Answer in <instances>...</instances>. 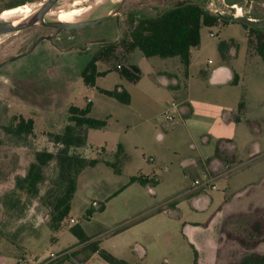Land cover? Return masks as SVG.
I'll use <instances>...</instances> for the list:
<instances>
[{
  "label": "rangeland",
  "instance_id": "obj_1",
  "mask_svg": "<svg viewBox=\"0 0 264 264\" xmlns=\"http://www.w3.org/2000/svg\"><path fill=\"white\" fill-rule=\"evenodd\" d=\"M4 1L8 0H0V5ZM38 1L20 5L28 4L34 9ZM102 1L105 0H60L52 15L78 9L81 12L73 16L75 19ZM212 1L213 8L232 15L237 13L228 0ZM235 1L242 7L239 15L264 19V0ZM155 3L150 5L157 10L166 7L165 2ZM5 7L8 6L0 7V14ZM42 30L25 28L0 35V62L27 50ZM128 31L129 24L122 20L120 30L114 36L122 35L123 40ZM70 34L69 31L63 34L65 43L58 47L48 42L39 43L31 53L9 62L0 70V243L5 240L22 243L29 234V218H45L47 221V215L32 217L31 208L44 206L40 197L52 201L61 191L55 161L45 167V180L36 197L19 190L16 178L25 172L37 150H55L47 132L63 130L69 122V106L85 107L90 99V115L108 116L109 126L88 128L87 143L78 147L77 152L86 157L106 158L112 155L123 138L134 141L142 136L143 142L138 147H130L132 158L121 165V173L104 163L82 171L75 200L77 211L72 213L76 223L84 222L80 212L84 200H104L134 174L154 176L158 180L155 185L135 183L126 187L106 202L103 212L93 216L94 227L105 226L99 238L101 246L109 251L121 250L132 230L113 232L119 222L134 212L163 206L160 213L133 228L149 253L141 259L143 264H159L161 261L167 264H228L245 252H264V59L251 50L246 65L247 36L243 25L229 22L227 25L206 26L201 31L200 45L192 48L189 79L195 89H199L203 79L202 68L228 65L240 74L237 91L245 102L238 113L242 122L235 146L224 144L222 158L224 163L231 165L230 171L216 177L217 188L202 192L191 189L193 175L184 172L182 152L173 149L172 137L176 134L173 125L178 117L167 120L164 116V102L171 97L169 94H174L166 84L182 81L183 75L180 73L176 78H169L163 67L178 60L179 56L148 57L135 49L130 60L139 66L142 77L139 82H131L121 79L120 72L115 69L116 63L123 61L129 53L119 42L110 57L99 62L100 68L114 66V69L99 78L98 83L108 88L116 84L128 87L133 100L125 104L84 83L81 69L97 53V48L90 45L81 51L75 41L67 42ZM228 38H233L239 47L234 56L224 61L217 43ZM253 39L255 41V37ZM142 87L147 93L142 94ZM14 115L34 118V133L25 140H19L4 130ZM67 221L71 223L69 217ZM256 221L260 222L258 231L253 229ZM148 223L156 227L157 236L148 235L150 228H144ZM185 223L192 224L188 227L191 235L182 233ZM43 227L36 235L34 247L45 252L55 251L57 246L50 239L43 243Z\"/></svg>",
  "mask_w": 264,
  "mask_h": 264
},
{
  "label": "crops",
  "instance_id": "obj_2",
  "mask_svg": "<svg viewBox=\"0 0 264 264\" xmlns=\"http://www.w3.org/2000/svg\"><path fill=\"white\" fill-rule=\"evenodd\" d=\"M220 11H221L220 13H225L223 10ZM251 18L258 19L257 16H252ZM204 27L206 26H202L200 30V35ZM207 27H212V26H207ZM244 29L247 36V52H246V65H247L248 57L251 54V48L249 47V43H248V38H249L248 30L245 27ZM228 39H232L235 43H237L233 38H228ZM238 47H239L238 43L236 48L234 47V45L229 47L227 51L229 57L228 60L236 54ZM192 48L190 50V64L188 67V74H186L184 71V65L180 57H178L179 59L174 62L171 61L170 63H166L163 67V71L166 72L169 78L171 77L176 78L180 73H182L183 75L182 81L181 80H178L177 82L169 81L166 84L168 89L174 91V94L168 95L171 97L164 102L165 103L164 105H166L171 100L176 101L178 104V111L176 113V117H178V119H176L175 125H173V131H175L176 133L175 137H172V139L174 140L173 149L174 151L182 152L181 163L183 167H185L184 172L192 173L193 178L197 177L204 169H208L214 176L219 177L221 175H224L223 169H224L225 160L222 158L223 157L222 155L224 153L223 149L225 147L224 144L228 143V144H233L235 146L234 141L238 136V130H239L238 128L242 122L239 118L238 113L240 109L244 108L245 102L243 99V95L240 97V94L237 91V87L239 86V81L241 77L237 69L228 65L227 66L218 65L211 68L209 67L202 68L200 74L203 79L200 81L199 89H195V87L191 83V80L189 79L190 66L192 63ZM217 48H218V43H217ZM134 50L126 54V57L123 61L117 62L115 65V69H117L120 72L118 73L121 79L128 80L131 82H139L142 77L141 70L137 64L131 62L130 60V55ZM173 57L175 56L166 57V58H173ZM210 61L212 60L209 59L208 62L211 63ZM118 63L121 64L120 68H117ZM172 64H174L173 67L171 66ZM99 65L100 64L98 62V70L106 71V73L96 77L95 87L98 89L99 87L104 89H112L105 87L102 84H99L98 79L104 77V75H106L108 72L113 70L114 66L113 67L105 66L100 68ZM126 66H129L128 68L132 66H135L137 68V71L135 73L138 75V77L136 79H131L125 76L124 74H122L121 70H123ZM116 85L123 86V84H116ZM123 87L129 91L131 95V100H130L131 103L133 100L132 93L128 87L125 86ZM142 91H143L142 94L147 93L146 89L143 87H142ZM88 100L91 103V100L90 99ZM240 102L242 103L241 106H240ZM94 117L104 118L95 115ZM123 121H127V120H123ZM126 123L127 125H130L129 122ZM108 126L109 125L107 119V124L101 128H107ZM88 135H89V129L87 131V138ZM132 141L133 140L131 139L126 140L123 138L121 139L120 142H118V144L122 145L124 152L127 155V158L123 160L122 164L130 161L132 158V150L130 147H136V146L138 147V145H140V142L141 143L143 142V139L142 136H139L133 141V144H131ZM115 151L116 149L113 150L112 155L110 157H106V158L102 157V159H114ZM101 163L106 164L103 160H100L96 165L92 167L98 166ZM85 168L81 170L77 178L76 191L71 200L69 219L73 217L72 213L74 211H77L75 200H76L77 190L79 188V181H80L79 178L82 171ZM121 171H122V167H121ZM145 176L154 177L149 175H145ZM129 179L130 177L126 180V182H124L123 185L116 188L113 193H115L116 191L120 193L121 191L125 190L126 187L138 183V182L129 183ZM196 190L198 192L203 191L199 189ZM113 193L110 194L104 200H99V201L95 199L84 200L82 202V206L80 210L82 216L85 210L87 209V207L94 201L97 204H99L101 201H104L105 202L104 210H105L106 202L110 198L115 196L113 195ZM162 207L156 206L140 212H134L130 216H127L122 221H120L119 224L113 229V232H127L130 230L132 231L128 233L127 235L128 237L126 238L124 247L119 251L111 249V251H114L113 253L100 245L99 238L101 237L102 235L101 231L102 229L105 228V226L102 225V227H94L92 225L93 216L98 212H103L104 210L102 211L96 210L89 218H84L83 220L84 222H77L80 223L83 229L85 230V232L88 235H90L89 240L81 242L76 237V235H74L70 231L69 226L62 227L57 231H55L54 229H52V227L49 225L48 221H46L45 218H40L39 220H36L34 216L38 217L39 215L40 216L47 215L46 214L47 209L45 206L42 207L41 205L34 206L31 208V210L33 211L31 216L34 218L28 219L29 220L28 227L30 226L28 228L29 234L26 236V238L23 241H21L22 243L17 241L13 242L10 240H5L2 243H0V264H22L20 263V258L22 257L28 259L32 257L49 256L50 252H52L53 250L49 252H45V250L41 248L34 247V242L37 238L36 235L40 233V227L43 226H44L42 230V235H43L42 239L44 241L43 243L44 244L47 243L48 240L50 239V241L54 242L55 245L57 246L55 252L65 253L64 255L58 258L51 259L49 264H110L107 261H105L102 257H100L97 251L93 250L92 245L94 242H97L99 247L104 248L107 251L113 253L114 255L124 258L131 263L143 264L141 262V259L146 258L149 253L146 250V246L141 242V240H139L140 238L137 237V231L133 230V228L139 226V224L142 223L144 220H149L148 218H152V216H154L155 214L160 213ZM69 225H72V223H70ZM191 225L192 224L190 223L189 224L185 223L183 225L185 229L182 231V233L183 234L188 233V235H191L190 232L191 230L190 228H188ZM144 228L147 229L150 228V230L148 231L149 236L151 237L157 236L156 227L153 228V225L151 223L144 225ZM163 262L167 264L165 261H161L159 264Z\"/></svg>",
  "mask_w": 264,
  "mask_h": 264
},
{
  "label": "trees",
  "instance_id": "obj_3",
  "mask_svg": "<svg viewBox=\"0 0 264 264\" xmlns=\"http://www.w3.org/2000/svg\"><path fill=\"white\" fill-rule=\"evenodd\" d=\"M210 0H189L159 9L151 15L143 16L137 21H131L128 35L121 40L127 52L135 48L141 50L145 56H160L163 58L179 56L184 71L188 74L190 64V50L200 44V30L202 26L225 25L232 22L241 23L248 30V43L251 50H254L264 59V26L246 24L235 20L234 15L228 13L214 12L207 7ZM24 2L23 0L4 1L1 6L10 8ZM231 4L237 2L228 0ZM260 18L259 16H257ZM255 37V41L253 39ZM237 47L232 39H224L218 42V50L224 61L228 60L227 51L230 46ZM252 47L254 49H252ZM115 48L103 49L93 55L81 69V76L85 84L95 86L96 77L103 75L106 71L98 70V62L108 59ZM118 65V64H117ZM119 68V67H117ZM122 74L136 79L137 68L132 66L124 68ZM99 90L118 101L128 104L131 100L129 91L122 85H116L112 89L100 88ZM242 103L240 102V106ZM69 122L61 132H47L48 139L54 144L55 150H37L33 160L28 164L23 174L17 176L16 187L28 194L36 197L40 192V184L45 180V167L55 161L57 166V179L61 186L53 200L40 197L42 204L47 208V221L49 225L57 231L62 227L69 226L70 231L76 235L79 241L90 239L80 223L68 224V217L71 209V200L77 186V178L81 170L87 166H94L100 160L111 166L115 172H121V164L127 158L121 144H118L114 159H102L100 157H86L77 152V148L87 143L88 128H101L107 124V118H97L90 115V102L85 107L71 104L68 108ZM34 118L14 115L10 124L4 126L7 134L19 140L34 133ZM138 182L142 185L157 184L155 177H147L143 174L132 175L129 183ZM118 191L113 193L116 195ZM112 195V196H113ZM46 199L47 202L44 200ZM105 202L97 204L92 202L85 210L83 217L89 218L94 211L104 210ZM253 229H260V222L253 224ZM243 240V239H238ZM243 244L242 242H240ZM94 251L110 264H141L131 263L124 258L118 257L104 248L99 247L97 242L92 245ZM161 264H165L164 262ZM229 264H264V252L249 251L245 252L237 260H230Z\"/></svg>",
  "mask_w": 264,
  "mask_h": 264
},
{
  "label": "flooded vegetation",
  "instance_id": "obj_4",
  "mask_svg": "<svg viewBox=\"0 0 264 264\" xmlns=\"http://www.w3.org/2000/svg\"><path fill=\"white\" fill-rule=\"evenodd\" d=\"M23 1L24 2L22 3L36 2L37 0H23ZM47 1L48 0H39L35 4L34 9H36L37 7H39L40 5L44 4ZM59 1L60 0H57L53 4L52 8L45 13V16H46L45 20L50 21L51 23H55V24H47V25L46 24H36L30 27H27V28L44 29L37 37L33 39L30 46L36 39L40 37H44L39 43L48 42L49 44L55 47H58V45L65 43V36H63V34L69 31L71 32V34L67 37L68 38L67 42L72 41V40L75 41L77 44H79L81 51H85L90 45H93L94 47L96 46L95 48L97 49L95 50H97V52L103 49H111L114 46L116 47L121 41L122 35L116 34V36H114V33L119 32L122 20L126 21L130 27L131 21H137L143 16L151 15L158 11L157 9L153 8L154 7L153 5H150V4H154L155 2H156L155 4H160L162 2H165V6L168 7V6L178 4V3L187 2L189 0H105V1H102L100 4H97L94 8L92 7V9H90V11H88L86 14L82 15L81 17L72 19L71 21L82 22L85 20L96 19L98 17H103V16L107 18L96 24L87 25L81 28H70V27L65 28L59 24L60 22L63 21L60 19V17L69 16L70 13L75 10L78 11L77 15L80 14L81 12L78 9H71V10H67L64 12L55 13L54 15H52L54 12L53 9L54 7L58 6ZM236 3L237 2H233L232 4H236ZM26 6L31 7V5H28V4L20 5L19 7L25 8ZM233 8L237 9L238 15L242 13L241 6L237 5V6H233ZM13 9L14 8H9V9L5 8L4 12L3 11L2 12L7 13L8 15V13ZM262 26H264V24ZM95 50L93 51V53L95 52ZM21 53L17 55H20ZM17 55H14V56H17ZM9 58L3 61L8 60ZM3 61H1L0 63H2ZM8 63L9 62L2 65L0 67V70L3 69V67Z\"/></svg>",
  "mask_w": 264,
  "mask_h": 264
},
{
  "label": "water",
  "instance_id": "obj_5",
  "mask_svg": "<svg viewBox=\"0 0 264 264\" xmlns=\"http://www.w3.org/2000/svg\"><path fill=\"white\" fill-rule=\"evenodd\" d=\"M57 0H48L47 2H45L44 4L40 5L39 7H37L36 9H33L31 13H29L28 15L24 16V17H20L18 19H2L0 18V35L2 34H6V33H10V32H15L36 24H55V23H51L50 21L45 20L46 16L45 13L47 11H49L53 4L56 2ZM15 7V6H13ZM12 8V7H10ZM236 21L242 22V23H246V24H252V25H263L264 24V19L262 20H258V19H253L247 15H236L234 16ZM107 17L103 16V17H98L96 19H91V20H85L82 22H75V21H62L59 24L63 27H70V28H81V27H85L87 25H91V24H96L102 20H105ZM44 37H40L38 39H36L32 45L30 46V48L28 50H26L25 52L21 53L20 55L17 56H13L11 58H9L6 61H3L2 63H0V67L2 65H4L7 62L13 61L19 57L25 56L29 53H31L34 48L36 47V45L43 39Z\"/></svg>",
  "mask_w": 264,
  "mask_h": 264
},
{
  "label": "built area",
  "instance_id": "obj_6",
  "mask_svg": "<svg viewBox=\"0 0 264 264\" xmlns=\"http://www.w3.org/2000/svg\"><path fill=\"white\" fill-rule=\"evenodd\" d=\"M213 1L210 0L207 7L214 11V12H221L218 8H213ZM236 4H232L231 6H235ZM242 14V13H241ZM238 15L234 13V16ZM213 35V32H211ZM117 67H121V64L118 63ZM178 111V104L176 101L171 100L166 104L164 109V116L167 120H173L176 117V113ZM231 165L226 162L224 163L223 173H228L230 171ZM216 176H214L208 169H204L197 177L193 178L191 181V188L192 189H199V190H209L217 188L215 184ZM71 223H76V220L72 217L70 218ZM64 252H50L49 256L47 257H32V258H20V263L22 264H49L50 260L53 258H58L64 255Z\"/></svg>",
  "mask_w": 264,
  "mask_h": 264
},
{
  "label": "bare ground",
  "instance_id": "obj_7",
  "mask_svg": "<svg viewBox=\"0 0 264 264\" xmlns=\"http://www.w3.org/2000/svg\"><path fill=\"white\" fill-rule=\"evenodd\" d=\"M235 6H237V5H235ZM15 7H17V8H15ZM15 7H12L14 9L11 10L8 13V15H7V13H3L4 12V10H3V12H1V14H0V18H2V19H14L15 20V19H18L20 17H24V16L28 15L33 10L32 7H30V6H26L25 8H22L19 6H15ZM7 9H9V8H7ZM77 13H78L77 10L72 11L69 16H63V17H60V19L63 21H71L72 19H74L73 16L77 15Z\"/></svg>",
  "mask_w": 264,
  "mask_h": 264
}]
</instances>
